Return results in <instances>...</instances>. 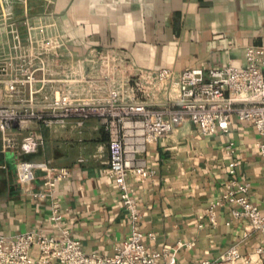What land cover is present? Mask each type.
Segmentation results:
<instances>
[{
	"label": "crops",
	"instance_id": "1",
	"mask_svg": "<svg viewBox=\"0 0 264 264\" xmlns=\"http://www.w3.org/2000/svg\"><path fill=\"white\" fill-rule=\"evenodd\" d=\"M49 12L54 15L47 17ZM41 15L66 42L63 56L49 62L55 72L80 61L90 70L96 61L89 58L93 48L116 53L122 72L168 68L174 73L226 64L242 68L248 46L264 48V0H3L0 58L10 52V22L25 38L26 17ZM14 131L18 137L34 132L44 143L35 153L4 151L0 134V235L49 228L51 201L32 194L42 190L44 172L22 184L16 168L19 161L44 160L70 171L59 181L56 198L72 235L85 252L112 255L127 240L131 223L116 183L103 173L109 136L101 120L91 117L81 126L75 119L57 126L31 123ZM258 138L249 122L234 118L228 133L203 136L195 124L184 122L148 145L145 157L152 175L128 176L142 216L140 228L157 236L146 241L156 249L191 244L176 251L179 262L218 258L233 244L243 254H253L261 235L249 229L247 219L233 218V202L214 205L215 222L208 210L221 198L234 158L239 162L236 178L250 182L252 201L264 209V157ZM229 142L234 154L228 153Z\"/></svg>",
	"mask_w": 264,
	"mask_h": 264
},
{
	"label": "built area",
	"instance_id": "2",
	"mask_svg": "<svg viewBox=\"0 0 264 264\" xmlns=\"http://www.w3.org/2000/svg\"><path fill=\"white\" fill-rule=\"evenodd\" d=\"M44 19L42 15L35 21L26 17L25 38L10 22V52L0 58L1 148L35 153L44 143L34 132L18 137L16 127L57 126L74 119L81 126L91 117L99 118L109 136V162L103 173L118 187L131 231L112 255L85 252L66 225L56 198L58 183L69 176V169L44 160L19 161L17 178L22 184L32 182L37 171L44 172L42 190L32 194L51 201L49 228L0 235V264H264V209L252 201L250 182L236 178L239 162L235 158L229 161V182L221 198L208 211L215 222L214 205L233 202V218L247 219L249 229L261 235L253 254H243L233 244L218 258L179 262L176 251L191 244L153 248L146 240L155 241L157 236L141 230L138 201L128 182L131 173L141 179L152 175L145 157L148 145L184 122L195 124L203 136L228 133L234 118L249 122L259 134L256 145L264 157V48L248 46L242 68L226 64L178 73L168 68L122 72L116 53L93 48L89 58L96 61L90 70L80 61L72 69L55 72L49 62L63 56L66 42L62 33L50 31L54 25ZM227 149L234 154V143L229 142Z\"/></svg>",
	"mask_w": 264,
	"mask_h": 264
}]
</instances>
